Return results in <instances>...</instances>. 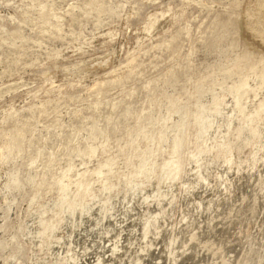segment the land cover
Listing matches in <instances>:
<instances>
[{
	"label": "rangeland",
	"instance_id": "374dc122",
	"mask_svg": "<svg viewBox=\"0 0 264 264\" xmlns=\"http://www.w3.org/2000/svg\"><path fill=\"white\" fill-rule=\"evenodd\" d=\"M262 0H0V264H264Z\"/></svg>",
	"mask_w": 264,
	"mask_h": 264
},
{
	"label": "bare ground",
	"instance_id": "6f19581e",
	"mask_svg": "<svg viewBox=\"0 0 264 264\" xmlns=\"http://www.w3.org/2000/svg\"><path fill=\"white\" fill-rule=\"evenodd\" d=\"M251 17L252 23L264 30V0L258 4L255 12L251 13Z\"/></svg>",
	"mask_w": 264,
	"mask_h": 264
}]
</instances>
